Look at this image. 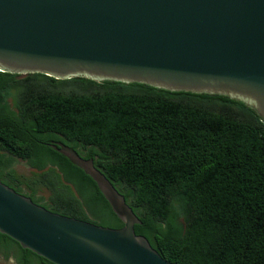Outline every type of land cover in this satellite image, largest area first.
I'll use <instances>...</instances> for the list:
<instances>
[{
    "label": "trees",
    "instance_id": "trees-1",
    "mask_svg": "<svg viewBox=\"0 0 264 264\" xmlns=\"http://www.w3.org/2000/svg\"><path fill=\"white\" fill-rule=\"evenodd\" d=\"M19 77L0 72L3 184L50 212L122 228L96 183L52 147L63 144L94 160L140 219L136 235L166 261L264 264V123L254 111L137 84ZM0 257L52 264L1 233Z\"/></svg>",
    "mask_w": 264,
    "mask_h": 264
},
{
    "label": "water",
    "instance_id": "water-1",
    "mask_svg": "<svg viewBox=\"0 0 264 264\" xmlns=\"http://www.w3.org/2000/svg\"><path fill=\"white\" fill-rule=\"evenodd\" d=\"M0 72L225 97L264 123V0H0ZM121 221L50 212L0 181V233L52 264H172L94 160L52 146Z\"/></svg>",
    "mask_w": 264,
    "mask_h": 264
},
{
    "label": "rangeland",
    "instance_id": "rangeland-1",
    "mask_svg": "<svg viewBox=\"0 0 264 264\" xmlns=\"http://www.w3.org/2000/svg\"><path fill=\"white\" fill-rule=\"evenodd\" d=\"M24 77L25 76H20L19 79L24 78ZM93 90L92 89L86 90L84 89L83 86H71V88L70 87L65 88V91L67 92L72 91V92H77V93H90ZM13 168L19 175L23 176L25 179H29L32 177V170L28 167L27 163L21 159H15ZM23 190L25 193L29 192V190L26 187H23ZM38 196H44L47 198L48 193L40 191ZM0 264H6V263L1 262Z\"/></svg>",
    "mask_w": 264,
    "mask_h": 264
},
{
    "label": "flooded vegetation",
    "instance_id": "flooded-vegetation-1",
    "mask_svg": "<svg viewBox=\"0 0 264 264\" xmlns=\"http://www.w3.org/2000/svg\"><path fill=\"white\" fill-rule=\"evenodd\" d=\"M1 262H4V263H6V264H15V261L13 260V259H8V260H6V259H4L3 257H0V263Z\"/></svg>",
    "mask_w": 264,
    "mask_h": 264
}]
</instances>
